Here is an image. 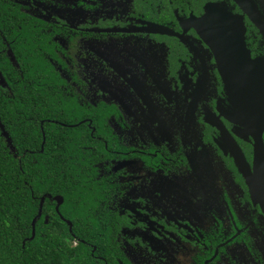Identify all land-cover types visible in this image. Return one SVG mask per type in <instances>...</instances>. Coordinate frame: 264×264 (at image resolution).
<instances>
[{"label":"flooded vegetation","instance_id":"1","mask_svg":"<svg viewBox=\"0 0 264 264\" xmlns=\"http://www.w3.org/2000/svg\"><path fill=\"white\" fill-rule=\"evenodd\" d=\"M3 4L18 18L2 23L0 51L28 74L13 84L16 118L24 103L40 137L44 123L58 126L48 151L80 187L72 219L55 211L62 196L31 194L30 229L42 233L54 213L83 247L73 264H264V208L241 164L252 173V140L231 121L239 111L199 37L216 6L264 68V0ZM38 104L52 118L36 117ZM261 142L264 152V127Z\"/></svg>","mask_w":264,"mask_h":264},{"label":"trees","instance_id":"2","mask_svg":"<svg viewBox=\"0 0 264 264\" xmlns=\"http://www.w3.org/2000/svg\"><path fill=\"white\" fill-rule=\"evenodd\" d=\"M17 18L18 15L5 4L1 5L0 32L4 38L9 39L2 30V23ZM10 54L13 57L11 51ZM10 63L0 51V74L6 85L0 86V124L16 153L13 155L0 134V264H73L83 247L79 243L74 245L73 237L54 213L49 217L48 224L43 226L42 233L39 232L40 223L31 224L30 229L29 223L37 209L35 201L30 199L31 194L62 196L63 206L67 208L60 207L55 211L72 219L73 214L68 212L72 211V206L76 207L75 199L80 187L71 182L73 170L66 169L65 175H62L58 163L60 158L57 153L48 151L54 149L53 144L57 141L50 130L58 126L44 123L40 137L37 123L25 120L31 115L32 108L24 103L19 107L24 114L16 118L11 97L14 94L13 84L17 79L18 83L25 82L28 74L21 70L22 79H19ZM18 93L24 102L27 99L26 91L19 89ZM45 109L44 105L38 104L36 117H48ZM40 143V153H28V150L39 149ZM62 179L65 184H62ZM40 209L42 213L47 212L43 205Z\"/></svg>","mask_w":264,"mask_h":264},{"label":"water","instance_id":"3","mask_svg":"<svg viewBox=\"0 0 264 264\" xmlns=\"http://www.w3.org/2000/svg\"><path fill=\"white\" fill-rule=\"evenodd\" d=\"M234 19L237 18L221 12L216 6L207 7L204 16L199 20V37L211 50L230 103L239 111L236 122L234 119L231 121L240 126L242 132L252 140V173L244 166L243 160L241 164L245 167L246 184L264 207V152L261 142L264 127V68L262 64H257L249 58L242 40L241 24L235 26L232 31L221 24V20ZM7 56L9 61L14 63L11 54L7 53ZM0 86H6L1 74ZM0 134L6 145L11 148L10 140L1 124ZM52 199L57 205L61 200L59 196Z\"/></svg>","mask_w":264,"mask_h":264},{"label":"rangeland","instance_id":"4","mask_svg":"<svg viewBox=\"0 0 264 264\" xmlns=\"http://www.w3.org/2000/svg\"><path fill=\"white\" fill-rule=\"evenodd\" d=\"M221 24H223V25H225V26H227L228 28H230L231 29V31L233 30V28L235 27V26H238L239 24H238V20L237 19H234V20H228V21H226V20H221ZM8 56H10L9 54H8ZM235 122H236V120H234ZM259 193V191L257 190V192H256V194H258ZM254 196H255V198L257 199V201L259 202V200L260 199H258V196H256L255 194H253ZM260 203V202H259ZM263 207V206H262ZM264 208V207H263ZM264 211V210H263Z\"/></svg>","mask_w":264,"mask_h":264}]
</instances>
